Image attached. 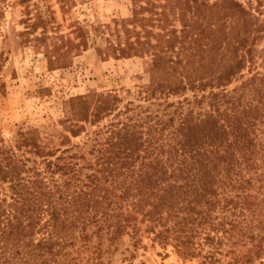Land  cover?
Returning a JSON list of instances; mask_svg holds the SVG:
<instances>
[{"label":"trees","instance_id":"trees-1","mask_svg":"<svg viewBox=\"0 0 264 264\" xmlns=\"http://www.w3.org/2000/svg\"><path fill=\"white\" fill-rule=\"evenodd\" d=\"M7 1L0 0V18ZM33 1H20L22 43L47 49L49 69L67 68L89 48L91 32L73 23L62 34L53 8L33 14ZM57 4L66 16L75 2ZM258 7L253 0H133L130 19L105 27L107 33L95 28V39L107 35L106 45L96 47L103 59H152L144 100L185 97L187 105L158 104L102 127L85 144L90 157L84 147L67 145L85 124L121 113L116 95L71 99L63 122L69 136L60 134L59 143L37 131L21 134L16 151L0 142V264H108L125 239L138 248L144 236L200 264L260 262L264 63L261 71L255 52L264 21L252 11ZM237 80L241 85L230 90Z\"/></svg>","mask_w":264,"mask_h":264},{"label":"rangeland","instance_id":"rangeland-1","mask_svg":"<svg viewBox=\"0 0 264 264\" xmlns=\"http://www.w3.org/2000/svg\"><path fill=\"white\" fill-rule=\"evenodd\" d=\"M21 0H8L3 4V16L0 18V142L16 151L21 134L37 131L41 138H55L59 143L60 134L69 133L64 130V121L70 111V100L80 96L93 94H113L121 100V113L106 118L96 126L83 124L85 132L78 138H72L67 146L84 147V154L91 146V140L102 127L112 122H127L137 114L154 111L161 104L163 109L168 104L175 109L178 103L187 105L185 97L170 98L168 101H146L141 92L150 83L152 59L150 57L130 59H103L96 47L106 45L104 38L95 39V28H114L116 23L132 17L133 0H74L75 4L66 16L59 10L57 0H34L31 4L32 13H47L52 7L56 12L61 32L69 35L73 23H79L91 32L90 46L78 52L67 68L51 70L48 68L45 54L47 49L36 47L33 43H22L21 33L24 32L22 20L25 18L26 5ZM258 7L253 0V8ZM256 16L264 21V4L256 11ZM107 33L106 29L104 30ZM110 32V31H109ZM108 32V33H109ZM113 39V38H111ZM255 59L262 71L264 63V39L256 47ZM246 73V72H245ZM248 76V74H246ZM246 76V77H247ZM237 80L229 89L241 85ZM186 98L193 101L192 94ZM204 106L199 110H206ZM64 132V133H63ZM59 140V141H58ZM89 144V146H85ZM51 145V144H49ZM256 242L262 239L264 253V229L256 230ZM251 245L243 247L247 251ZM241 250V249H240ZM230 261V258L227 259ZM201 260H185L173 247L162 248L154 244L147 236L143 237L140 247L134 248L125 239L118 251L105 260L108 264H200ZM260 262L264 264V255ZM258 262L257 264H260ZM226 263V261H225Z\"/></svg>","mask_w":264,"mask_h":264}]
</instances>
